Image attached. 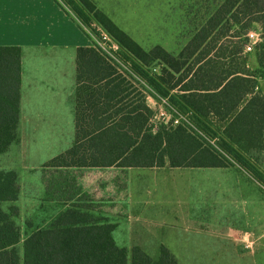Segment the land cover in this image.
I'll return each instance as SVG.
<instances>
[{"label":"trees","instance_id":"trees-1","mask_svg":"<svg viewBox=\"0 0 264 264\" xmlns=\"http://www.w3.org/2000/svg\"><path fill=\"white\" fill-rule=\"evenodd\" d=\"M62 2L81 26L97 32V24L119 44L118 60L93 45L116 78L151 92L158 103L153 108L137 104L135 116L126 118L129 130L118 124L85 128L91 114L79 110L76 143L45 166H104L114 162L107 157L118 154L120 163L136 167L238 166L264 186V36L252 50L256 68L246 51L253 23L264 27V0H224L179 56L160 45L144 50L108 17L96 20L90 0ZM21 67L20 47L0 46V158L13 157L0 163V264H179L165 245L158 255L139 245H120L114 225L92 207L61 205L41 222L23 221L17 169ZM177 87L185 92L172 93ZM161 109L169 117L160 120ZM129 131L135 135L130 140Z\"/></svg>","mask_w":264,"mask_h":264},{"label":"crops","instance_id":"crops-1","mask_svg":"<svg viewBox=\"0 0 264 264\" xmlns=\"http://www.w3.org/2000/svg\"><path fill=\"white\" fill-rule=\"evenodd\" d=\"M90 1L96 7L97 18L106 16L112 24L123 30L104 5V2L111 1L119 7L122 1L103 0L102 5H99L98 0ZM4 13L8 21L21 17L37 21L35 27L27 29L6 26L0 34V46H16L21 49V145L18 158L20 167L39 168L70 149L77 140L79 110L91 114L84 120L85 128L118 124V127L129 130L131 125L126 121L131 115L135 116L137 104L153 108L158 103V99L151 95V92L147 93L144 89L137 91L135 84L132 86L129 81L124 83L116 78L117 75L112 73L105 60L93 49V41L75 14L62 0H6ZM130 36L137 41L134 36ZM188 42L174 55L179 56ZM140 46L144 50L153 48L146 49L141 44ZM82 49L87 51L82 52L80 60ZM249 60L251 68H256L255 55ZM179 75L180 73H177L176 77ZM261 84L263 86L264 82L261 81ZM173 92L183 94L185 91L177 87ZM94 110L100 112V117H93ZM131 135L135 136L129 131L128 140ZM29 145H35L38 150L35 155L39 152L43 159L34 162V154L32 158H27L26 149ZM117 145L121 149L126 148L124 142H118ZM107 158L114 162L92 167H44L63 170L93 168L97 171L100 168H114L118 171L112 187L107 191L117 199L122 191V184L127 183V207L144 209L147 219L150 218L147 221L151 223L149 226L160 224L163 233H184L185 229L211 231L217 227L215 233L222 232L223 238L235 243L250 240L251 247L243 250L255 257L257 262L262 253L257 243L260 238H264V186L245 170L238 166L173 167L168 164L136 167L120 163L123 157L118 154ZM223 171L221 176L225 177L217 179ZM201 174L208 178L207 187L204 185V179L197 177ZM232 176V180L227 179ZM145 177H148V180L145 181ZM205 190L214 195L218 193L220 197L225 195L226 200L218 204L214 201L213 208L224 210L226 216L235 218L234 222L231 219V222L222 225L208 221L205 225L207 221L204 222L196 216V212L200 211L203 205L197 208L196 203H191L192 195L194 192L201 193ZM97 191L99 190L96 189L95 192ZM187 198L188 203L184 201ZM114 206L116 207V204ZM187 225L189 228H186ZM114 237L117 240L115 233ZM176 239L183 240L180 236ZM170 240L171 237L168 241ZM161 245L168 247L175 256L184 255L178 252V249H184L181 245L176 250L164 241Z\"/></svg>","mask_w":264,"mask_h":264},{"label":"rangeland","instance_id":"rangeland-1","mask_svg":"<svg viewBox=\"0 0 264 264\" xmlns=\"http://www.w3.org/2000/svg\"><path fill=\"white\" fill-rule=\"evenodd\" d=\"M120 1L122 2L119 7L111 1L104 2V5L111 17L123 30L134 36L146 49L159 44L176 54L224 0ZM98 2L99 5H102L103 0H98ZM95 19L98 20L96 16ZM251 31L258 32L262 38L264 36V27L259 23H253ZM108 42L111 43V41ZM247 54H249V59L255 55L254 51ZM158 117L160 120L163 118L161 114ZM36 151L38 150L35 145H29L26 149L27 158H32V154L35 155ZM35 157L34 162L42 158L39 152ZM2 158H0L2 164L13 161L12 154ZM44 166L26 168L19 165L17 167L20 171L19 179L22 186L18 203L21 206L23 221L27 218H35L36 221L41 222L49 217L51 211L58 206L82 205L92 207L97 215L111 222L115 227L114 233L117 241L128 248L139 245L150 254L158 255L159 247L164 241L173 246L175 250L180 248V245L182 249L184 248L183 250L178 249V252L184 253V255L176 256L179 264H264V238H260L257 243V247L262 250V253L256 262L255 257L243 250L251 247L250 240L236 241L235 243L223 238L222 232L215 233L217 227L211 231L207 229L204 231L185 229L184 233L175 231L163 233L160 224L149 226L148 224L151 223L147 221L150 218L147 219L144 209L127 207V183L122 184L123 188L119 193L118 200L107 191L112 187L118 171L114 168H100L97 171L93 168L63 170ZM223 173L224 171L218 175L217 179L225 177L221 176ZM197 177L203 178L204 185L207 187L208 178L203 174ZM233 178L234 176L227 177L229 180ZM248 178L250 177L248 176ZM144 180H148V177H145ZM59 182L61 183L58 184ZM96 189L99 191L95 192ZM209 190L201 193L197 191L192 195L191 203H196L197 208L202 205L203 208L206 207V209L201 208L200 211H197L196 216L204 222L207 221L205 225L208 224V221L222 225L231 222V219L234 222L235 218L226 216L224 210L213 208L214 201L218 204L226 200L225 195L220 197L218 193L210 194L208 193ZM184 201L188 203L189 199ZM188 226L186 228H189ZM218 228L220 229V226ZM199 229L201 228L199 227ZM178 236L183 240L177 241ZM170 237L172 240L168 241Z\"/></svg>","mask_w":264,"mask_h":264},{"label":"built area","instance_id":"built-area-1","mask_svg":"<svg viewBox=\"0 0 264 264\" xmlns=\"http://www.w3.org/2000/svg\"><path fill=\"white\" fill-rule=\"evenodd\" d=\"M94 26L95 28H97V32L93 31L88 27L83 26L85 31L93 41V44L94 43L97 44L110 57L118 60L117 52L120 50L119 44L116 41H114L108 35V33L103 31L97 24H95ZM248 37H249V43L246 45V51H252L254 46L261 40V35L256 31H250L248 33ZM108 41H111V43ZM160 112L161 113L159 114H161L163 118L169 117L168 116L169 113H167L164 109H161Z\"/></svg>","mask_w":264,"mask_h":264},{"label":"snow or ice","instance_id":"snow-or-ice-1","mask_svg":"<svg viewBox=\"0 0 264 264\" xmlns=\"http://www.w3.org/2000/svg\"><path fill=\"white\" fill-rule=\"evenodd\" d=\"M5 2L6 0H0V34H2L5 30V27L9 25L15 26L20 29H27V28L35 27L37 25V21H34L27 17H21L15 21H8L4 13Z\"/></svg>","mask_w":264,"mask_h":264}]
</instances>
